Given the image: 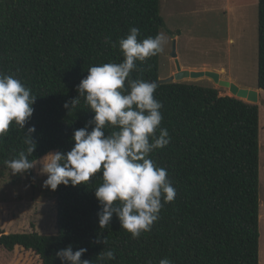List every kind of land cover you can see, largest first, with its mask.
<instances>
[{
	"label": "trees",
	"instance_id": "obj_1",
	"mask_svg": "<svg viewBox=\"0 0 264 264\" xmlns=\"http://www.w3.org/2000/svg\"><path fill=\"white\" fill-rule=\"evenodd\" d=\"M160 7L161 0H0V72L37 97L24 130L13 124L0 141V178L10 173L4 161L27 154L28 128L36 129L33 161L67 153L75 130H92L94 113L83 98L73 108L64 104L78 97L76 87L91 66L123 61L118 41L131 28L139 29L138 41L161 33ZM258 42V88L264 90V0L258 2ZM135 63L128 79H161L160 53ZM154 98L163 117L156 135L167 129L170 143L149 158L166 169L176 195L163 204L151 231L133 239L115 214L109 226L99 227L97 173L86 185L58 186L55 235L0 228V249L22 248L42 264H61L56 253L69 245L87 249L81 259L90 264H160L164 258L172 264H260L259 106L180 82L158 85ZM113 131L106 126V134ZM25 175L32 178L33 169ZM109 250L115 259H101Z\"/></svg>",
	"mask_w": 264,
	"mask_h": 264
},
{
	"label": "clouds",
	"instance_id": "obj_2",
	"mask_svg": "<svg viewBox=\"0 0 264 264\" xmlns=\"http://www.w3.org/2000/svg\"><path fill=\"white\" fill-rule=\"evenodd\" d=\"M138 35L139 29L133 27L126 38L119 39L123 61L91 66L76 87L78 97L64 104L66 109L73 108L83 98L94 113L90 122L94 127L91 131L88 125L75 130L70 151L50 152L39 161L29 160L36 148L32 139L36 129L30 127L25 133V143L30 145L27 154L21 151L18 158L4 161L12 176H23L39 164V174L46 176L43 186L52 191L60 185H86L99 173L102 183L95 189L101 206L99 227L109 226L115 214L121 228L133 239L151 231L163 204L172 202L176 195L166 178V169L149 158L154 150L170 143L167 129H160L156 135L163 119L162 104L154 98L157 86L143 79H128L136 69V61L143 62L163 52L165 39L157 34L138 41ZM36 99L31 89L14 75L0 72V141L13 124L24 130L33 115ZM106 126L118 131L106 134ZM86 251L85 248L73 251L69 245L58 251L56 257L61 264H90L81 259ZM100 257L112 260L115 254L109 250L101 252ZM160 264L172 261L164 258Z\"/></svg>",
	"mask_w": 264,
	"mask_h": 264
},
{
	"label": "rangeland",
	"instance_id": "obj_3",
	"mask_svg": "<svg viewBox=\"0 0 264 264\" xmlns=\"http://www.w3.org/2000/svg\"><path fill=\"white\" fill-rule=\"evenodd\" d=\"M259 0H161L160 13L165 39L160 53V77L167 79L182 70L215 72L240 88L258 91L260 111V264H264V90L258 88ZM228 4V5H227ZM176 39V46L174 45ZM177 54L175 60L172 55ZM180 83L217 89L232 96L210 78ZM247 102V101H245ZM40 165L27 175L0 178V228L5 234L36 231L57 233V197L43 186L46 176ZM0 264H42L33 252L0 249Z\"/></svg>",
	"mask_w": 264,
	"mask_h": 264
},
{
	"label": "water",
	"instance_id": "obj_4",
	"mask_svg": "<svg viewBox=\"0 0 264 264\" xmlns=\"http://www.w3.org/2000/svg\"><path fill=\"white\" fill-rule=\"evenodd\" d=\"M175 39V37H174ZM174 45L176 46V39L174 42ZM172 57L176 60L177 59V54L174 51ZM179 62H177V72L175 73V75L167 78V79H160L157 82H152L155 83L156 86L161 85V84H169L172 82H181L183 80L186 79H201V78H210L214 81V83L218 84L220 87L223 88H227L230 90V93L232 94L231 97L243 100V101H247L250 104H254V105H258L259 102V93L258 91H254V90H248V89H243L240 88L238 85L230 82V81H226L221 79V75L219 73H215V72H190V71H186V70H182V68L180 67V65L178 64Z\"/></svg>",
	"mask_w": 264,
	"mask_h": 264
},
{
	"label": "crops",
	"instance_id": "obj_5",
	"mask_svg": "<svg viewBox=\"0 0 264 264\" xmlns=\"http://www.w3.org/2000/svg\"><path fill=\"white\" fill-rule=\"evenodd\" d=\"M228 5V4H227Z\"/></svg>",
	"mask_w": 264,
	"mask_h": 264
}]
</instances>
